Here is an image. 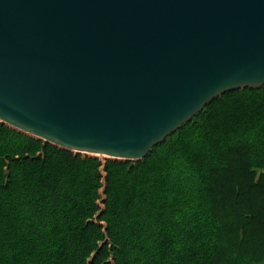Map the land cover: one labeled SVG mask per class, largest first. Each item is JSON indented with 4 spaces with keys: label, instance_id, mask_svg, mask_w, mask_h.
Segmentation results:
<instances>
[{
    "label": "trees",
    "instance_id": "16d2710c",
    "mask_svg": "<svg viewBox=\"0 0 264 264\" xmlns=\"http://www.w3.org/2000/svg\"><path fill=\"white\" fill-rule=\"evenodd\" d=\"M0 264H264V84L137 160L0 121Z\"/></svg>",
    "mask_w": 264,
    "mask_h": 264
},
{
    "label": "water",
    "instance_id": "95a60500",
    "mask_svg": "<svg viewBox=\"0 0 264 264\" xmlns=\"http://www.w3.org/2000/svg\"><path fill=\"white\" fill-rule=\"evenodd\" d=\"M264 84V0H0V121L140 159L220 94Z\"/></svg>",
    "mask_w": 264,
    "mask_h": 264
},
{
    "label": "rangeland",
    "instance_id": "374dc122",
    "mask_svg": "<svg viewBox=\"0 0 264 264\" xmlns=\"http://www.w3.org/2000/svg\"><path fill=\"white\" fill-rule=\"evenodd\" d=\"M100 157H102L101 155H99Z\"/></svg>",
    "mask_w": 264,
    "mask_h": 264
}]
</instances>
